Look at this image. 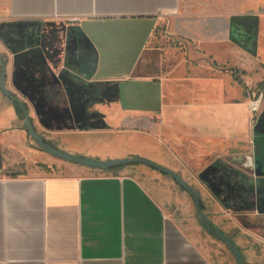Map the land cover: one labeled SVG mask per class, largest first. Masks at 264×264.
I'll use <instances>...</instances> for the list:
<instances>
[{
    "label": "crops",
    "instance_id": "crops-1",
    "mask_svg": "<svg viewBox=\"0 0 264 264\" xmlns=\"http://www.w3.org/2000/svg\"><path fill=\"white\" fill-rule=\"evenodd\" d=\"M238 8L230 0H0V75L46 141L173 170L243 264H264V98L258 112L248 108L264 86V0ZM43 35L60 53L37 51L32 40ZM50 69L65 70L66 105ZM122 92L146 103L121 105ZM58 108L65 119L41 115ZM27 137L0 91V264H236L170 175L139 163L102 170L64 161Z\"/></svg>",
    "mask_w": 264,
    "mask_h": 264
},
{
    "label": "water",
    "instance_id": "water-1",
    "mask_svg": "<svg viewBox=\"0 0 264 264\" xmlns=\"http://www.w3.org/2000/svg\"><path fill=\"white\" fill-rule=\"evenodd\" d=\"M38 36H39V34L35 35V37H38ZM41 37L43 38V40L41 38V41H43L42 43L38 40H36V41L32 40V44L38 46L37 51L44 52L43 54H45V55H49V53H55V54L60 53V50H55L56 48L53 45L54 43H52V40L47 35H43ZM53 68L56 69V66H53ZM60 70H61V72L54 74L53 72H51V69H50L51 75H49V77H50V80L52 83H56L59 86L60 85L63 86V85H65V82H66L65 76H64L65 70L64 69H60ZM0 91L4 95H6L11 101H15L17 103V105L19 106V108L21 110L20 119L22 120V126H23L24 130L26 131L27 135L31 139H33V141L35 142V145L42 152L49 154L50 156H53L55 158H58V159H61L64 161L73 162V163L80 164L83 166L102 169V170H106V169H109L111 167H114V166L120 165V164L139 163V164H144L146 166L155 168L161 172H164V173L170 175L180 187H182L184 190H186L191 195V197L194 201L195 209L199 214L200 222H201L202 226L205 228V230L208 233H211L212 235H214L216 238H218L221 242L224 243L226 248L233 255V257L236 261V264H243L241 253H240L239 249L234 245L232 240L222 230H220L217 226L212 224L211 221L208 219V217L202 212V210L200 208V201H199L198 194L196 193V191L188 183H186L179 175H177L173 170L166 168L164 166H161V165H159L153 161L147 160V159L142 158V157L117 158V159H110V160H95V159H91V158H87V157H83V156L64 152L61 149L52 145L50 142L46 141L35 130L32 122L30 120V117H29L25 103L22 102V100H20L17 96L13 95L10 91H8L5 88V86H4V72H2L0 75ZM65 95H66V98L68 100H70V97L68 96V92H66ZM58 109H60V108H58ZM63 110L64 109H60V111H61L60 113H57V112L52 113L46 109L45 111H42L41 115L43 116V118L46 121H49L53 118H55V120H57V121H60V120L65 119V117H67V116H64L65 115L64 113H66L67 110L65 109L64 113H63ZM73 112H74L73 109L70 108V113H71L72 117L74 116ZM237 159H241L242 162L244 161L245 166H247V167H251V165H252L250 157H244V158L241 157V158H237Z\"/></svg>",
    "mask_w": 264,
    "mask_h": 264
},
{
    "label": "rangeland",
    "instance_id": "rangeland-1",
    "mask_svg": "<svg viewBox=\"0 0 264 264\" xmlns=\"http://www.w3.org/2000/svg\"><path fill=\"white\" fill-rule=\"evenodd\" d=\"M214 1L217 4H219V3L222 2V0H214ZM243 1H245V0H243ZM239 2H240V0H230L232 11L239 9L238 8ZM107 67H110V66H107ZM115 69H116L117 73H121L122 71H125L126 70V66H124V65L116 66ZM62 89H63V86L60 85V88H59V91H60V95H59V97H60V105L63 106V105L68 104V101L69 100L64 96V93H63L64 91ZM120 102H121V105H124V106H127L128 105V106L136 107V106H142V105H144V103H146V99H144L143 97H138V96H136V97L128 96L126 94V92H122V95L120 96ZM27 142H30L32 144V146L37 147L35 145V142L33 141V139H31L29 136L27 137ZM0 174H1V172H0ZM260 232L261 231H258V233H260Z\"/></svg>",
    "mask_w": 264,
    "mask_h": 264
},
{
    "label": "built area",
    "instance_id": "built-area-1",
    "mask_svg": "<svg viewBox=\"0 0 264 264\" xmlns=\"http://www.w3.org/2000/svg\"><path fill=\"white\" fill-rule=\"evenodd\" d=\"M264 98V86L253 93V97L248 104L251 113H256L260 109L262 100Z\"/></svg>",
    "mask_w": 264,
    "mask_h": 264
},
{
    "label": "trees",
    "instance_id": "trees-1",
    "mask_svg": "<svg viewBox=\"0 0 264 264\" xmlns=\"http://www.w3.org/2000/svg\"><path fill=\"white\" fill-rule=\"evenodd\" d=\"M14 108L16 110L17 115L19 116V118L21 117V110L19 108V106L17 105V103L15 101H12Z\"/></svg>",
    "mask_w": 264,
    "mask_h": 264
}]
</instances>
